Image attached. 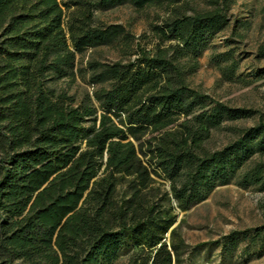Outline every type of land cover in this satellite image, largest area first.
Segmentation results:
<instances>
[{
    "label": "trees",
    "instance_id": "1",
    "mask_svg": "<svg viewBox=\"0 0 264 264\" xmlns=\"http://www.w3.org/2000/svg\"><path fill=\"white\" fill-rule=\"evenodd\" d=\"M125 3L161 12L151 48L120 24H95L96 8ZM231 4L0 0V264H113L127 246L140 250L129 264H180L177 209L231 181L264 191V119L208 148L212 130L252 110L190 81L209 39L229 27ZM117 37L126 59L83 62ZM212 48L223 79L252 82L236 75L232 49ZM76 77L91 86L79 98ZM262 234L264 225L251 244ZM243 238L232 231L215 243L230 250Z\"/></svg>",
    "mask_w": 264,
    "mask_h": 264
},
{
    "label": "rangeland",
    "instance_id": "2",
    "mask_svg": "<svg viewBox=\"0 0 264 264\" xmlns=\"http://www.w3.org/2000/svg\"><path fill=\"white\" fill-rule=\"evenodd\" d=\"M160 14L156 9L138 10L125 3L96 8L94 21L97 25L120 24L133 35L136 43L151 48L155 41L150 36L149 25ZM229 15V27L209 39V46L200 53L199 67L190 81L212 98L229 106L250 109L252 113L240 119L225 120L220 128L212 130L206 143L211 149L230 141L238 127L251 126L259 118L264 119V0H232ZM233 27L234 34L230 30ZM213 46L216 51L232 49L239 61L236 75L252 82L245 85L235 79H223L210 60ZM125 49L124 41L117 37L107 44L85 50L82 59L83 62L90 58L104 62L126 59L122 56ZM82 65L78 63L77 66ZM63 83L68 82L61 81ZM85 91H91V86L76 77L70 84V93L79 98ZM261 159L264 160V156ZM155 179L161 190H168V182ZM176 214L173 226L184 243L180 264H264V238L256 245H252L249 238L255 228L264 225V191L240 187L231 181L216 186L204 200L187 210L177 209ZM232 231H247V238L240 239L230 250L215 243ZM133 255L139 258L140 250L124 247L113 264H129Z\"/></svg>",
    "mask_w": 264,
    "mask_h": 264
}]
</instances>
